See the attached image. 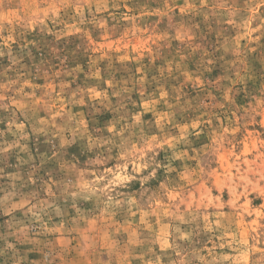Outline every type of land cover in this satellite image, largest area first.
Segmentation results:
<instances>
[{
	"label": "rangeland",
	"instance_id": "1",
	"mask_svg": "<svg viewBox=\"0 0 264 264\" xmlns=\"http://www.w3.org/2000/svg\"><path fill=\"white\" fill-rule=\"evenodd\" d=\"M0 264H264V0H0Z\"/></svg>",
	"mask_w": 264,
	"mask_h": 264
}]
</instances>
